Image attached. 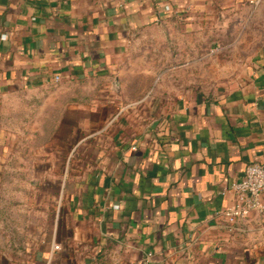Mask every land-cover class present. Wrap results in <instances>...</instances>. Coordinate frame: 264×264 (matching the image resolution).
<instances>
[{
    "label": "crops",
    "instance_id": "0c3cea01",
    "mask_svg": "<svg viewBox=\"0 0 264 264\" xmlns=\"http://www.w3.org/2000/svg\"><path fill=\"white\" fill-rule=\"evenodd\" d=\"M250 1L0 0V178L19 101L46 120L39 161L66 168L33 263L264 264V211L231 228L222 214L246 166H264V42L226 66L208 47L264 24ZM133 53L152 87L190 86L173 72L197 64L226 73L127 98Z\"/></svg>",
    "mask_w": 264,
    "mask_h": 264
},
{
    "label": "rangeland",
    "instance_id": "374dc122",
    "mask_svg": "<svg viewBox=\"0 0 264 264\" xmlns=\"http://www.w3.org/2000/svg\"><path fill=\"white\" fill-rule=\"evenodd\" d=\"M263 27L264 24L253 21L241 23L240 36L236 39L231 38L229 27L228 34L225 33L222 38L214 40L208 47L215 48L216 45L224 47L217 56L224 65L231 62L233 57L243 63L264 42ZM238 40V52L232 54L231 46ZM141 57L146 56L134 54L126 60V63L130 64H126L127 69L122 76L123 81L127 82L123 88V95L127 98H134L147 91L152 94L158 90H170L174 93L185 90H212L214 89L212 86L195 85L226 73L215 71L214 66L201 70L197 64L195 69L189 72L183 70L173 72L174 78L192 79L193 84L190 86L152 87L149 85L152 75L150 66L137 61ZM210 63H206L207 66H210ZM132 65H135L137 71L131 72ZM146 69L150 72H140ZM141 84L143 86H140ZM15 104L19 106L20 111L9 123L8 140L12 144V156L3 168L0 178V264H35L30 249H41L40 245L44 244V239L51 236L54 214H50V209L55 206V193L61 189L66 168L57 166L53 160L49 161V165H43L39 161L38 146L49 138L48 134L39 135L37 132L45 119H41L39 111L24 110L23 101ZM31 241L37 246L29 245Z\"/></svg>",
    "mask_w": 264,
    "mask_h": 264
},
{
    "label": "built area",
    "instance_id": "2783aa9c",
    "mask_svg": "<svg viewBox=\"0 0 264 264\" xmlns=\"http://www.w3.org/2000/svg\"><path fill=\"white\" fill-rule=\"evenodd\" d=\"M258 0H251L254 6ZM58 80V77H55ZM132 150L136 148L131 147ZM234 199L231 205L222 211L227 222V227L231 228L240 220L247 218L252 212H263L264 203V166L259 163H252L246 166L241 180L234 182L231 187ZM52 250L57 251L60 245L52 243ZM149 255V254H148Z\"/></svg>",
    "mask_w": 264,
    "mask_h": 264
}]
</instances>
